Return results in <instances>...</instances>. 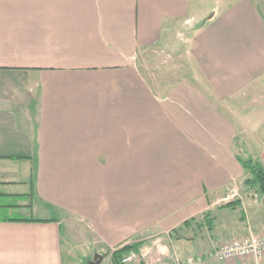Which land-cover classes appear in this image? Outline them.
Segmentation results:
<instances>
[{"label": "crops", "instance_id": "obj_1", "mask_svg": "<svg viewBox=\"0 0 264 264\" xmlns=\"http://www.w3.org/2000/svg\"><path fill=\"white\" fill-rule=\"evenodd\" d=\"M199 3L0 0V264H64L84 238L96 252L141 248L147 231L178 237L195 222L208 235L187 255L224 242L211 212L249 186L235 139L264 148V0L208 15ZM176 48L192 79H150L146 63ZM237 197L263 232L262 205ZM233 226L232 238L247 229ZM174 241L150 264L180 260Z\"/></svg>", "mask_w": 264, "mask_h": 264}, {"label": "rangeland", "instance_id": "obj_2", "mask_svg": "<svg viewBox=\"0 0 264 264\" xmlns=\"http://www.w3.org/2000/svg\"><path fill=\"white\" fill-rule=\"evenodd\" d=\"M233 0H196V2H200V7L203 8V14L206 13L207 15L212 12V7H219L221 4L230 3ZM198 12V11H197ZM182 38V37H181ZM181 41V40H180ZM177 49V50H176ZM174 52L171 54H162L157 59V62L154 67L159 68H153L152 67V61L147 62V66L150 70L149 77L150 79L154 81H168V80H180L183 78L192 79V72L190 71V62L187 59V53L184 52V48H176ZM146 60V59H145ZM160 62V63H159ZM154 72V73H153ZM264 92L261 90L260 95H264ZM254 95L246 96V101L248 102V99H250L252 102L254 101L252 98H254ZM256 98V97H255ZM248 108V107H247ZM261 109V117H264V106L260 107ZM250 111V108H249ZM260 117V118H261ZM259 118V119H260ZM263 124V123H262ZM246 133L249 131H254L255 136L259 137L261 134L260 131V125L261 122L259 120H247L246 121ZM244 133V134H246ZM252 133V134H253ZM243 138H239L237 141L235 139V149L238 152V155L240 158H245L248 155H250L255 161L260 163L264 168V148L258 149V152H248L247 147V138L242 136ZM239 142V143H238ZM242 143V145H241ZM238 145V147H237ZM245 177L249 176V172L244 170V174L242 175ZM236 186V189L238 191V194H240L243 197L244 203L249 201V196L253 197V199L258 200V206L262 205L260 208L261 212L260 215L264 216V191L263 189L257 184L252 183L249 184V186L244 185L242 180L237 181V183L234 184ZM226 193L224 194L226 196L227 189L225 190ZM238 198V197H237ZM240 200V199H239ZM247 200V201H246ZM251 200V199H250ZM261 200H263V203L261 204ZM227 201V199H222L219 201V203H223ZM245 203V204H246ZM257 204V203H256ZM257 206V208H259ZM242 204H229L228 208L225 210H212L211 215L213 217V231L216 228L221 227L222 225L225 227V232L223 237L220 238V240L228 241L232 238L233 234L230 233V229L234 227L233 225L237 226H247V220L242 219V211L243 209ZM193 224V223H192ZM192 227V228H191ZM189 229H187L185 226H183V231H178V237H176L174 234L168 236L167 233H152V231L149 233H145L144 235H147L145 237V245L141 246V248L137 247V252L130 251L128 253L132 254V258L127 261V264H150L157 261L158 258H161L162 255H169L173 251L172 244L175 243L177 238H180V241L178 242L179 248H178V255L180 256V262H182L187 254L193 253L192 249H187V243L188 240L191 239L193 244H196L198 241L200 242V239L204 235L206 237L208 235L207 232L203 231V229H200L199 226L196 224H193ZM150 231V230H149ZM212 231V233H213ZM216 231V230H215ZM206 233V234H205ZM202 234V235H201ZM214 234V233H213ZM184 236V238H183ZM222 242V241H220ZM180 243H185V245L181 246ZM139 246V245H138ZM72 254L70 255L69 252H67V247H65L63 252V262L64 264H90L93 259V254L97 251L95 250V245L93 243L87 241V239L84 238V240L80 241L79 243H72ZM213 247V246H212ZM209 247L204 246L203 249L206 253L210 249ZM140 249V250H139ZM109 249H102L98 252L104 255L102 261L99 264H113L111 259L109 257L105 258L106 254L108 253ZM127 253V254H128ZM164 253V254H163ZM126 254V255H127ZM124 255V256H126Z\"/></svg>", "mask_w": 264, "mask_h": 264}, {"label": "built area", "instance_id": "obj_3", "mask_svg": "<svg viewBox=\"0 0 264 264\" xmlns=\"http://www.w3.org/2000/svg\"><path fill=\"white\" fill-rule=\"evenodd\" d=\"M236 195V187H230L225 198L230 199ZM204 257L214 258L219 264H264V231L256 232L248 224L241 235L215 243L207 253L188 255L183 262L177 259L175 264H201ZM131 258L132 254L129 253L122 260L128 261Z\"/></svg>", "mask_w": 264, "mask_h": 264}, {"label": "trees", "instance_id": "obj_4", "mask_svg": "<svg viewBox=\"0 0 264 264\" xmlns=\"http://www.w3.org/2000/svg\"><path fill=\"white\" fill-rule=\"evenodd\" d=\"M241 164L243 168L249 172V177H247V182L249 184L257 183L264 191V168L263 166L255 161L250 155H248L245 158H240ZM236 199L227 201L225 205H229L233 202H235ZM139 243H126L122 245L121 247L114 249L112 251H108L110 253V259L113 264H127V262H124L122 258L124 255H126L130 251L137 252V247Z\"/></svg>", "mask_w": 264, "mask_h": 264}, {"label": "water", "instance_id": "obj_5", "mask_svg": "<svg viewBox=\"0 0 264 264\" xmlns=\"http://www.w3.org/2000/svg\"><path fill=\"white\" fill-rule=\"evenodd\" d=\"M103 257L104 255L101 254L100 252H95L93 254V259L90 264H99L102 261Z\"/></svg>", "mask_w": 264, "mask_h": 264}]
</instances>
